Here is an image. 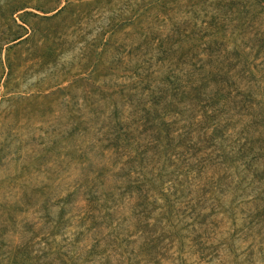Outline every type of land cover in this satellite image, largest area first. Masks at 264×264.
<instances>
[{
    "label": "rangeland",
    "instance_id": "374dc122",
    "mask_svg": "<svg viewBox=\"0 0 264 264\" xmlns=\"http://www.w3.org/2000/svg\"><path fill=\"white\" fill-rule=\"evenodd\" d=\"M263 1L0 0V264H152L155 255L145 250L134 201L117 196L114 229L103 225L88 232L82 222L90 228L101 222L98 207L86 215L83 189L67 204L61 197L84 183L87 159L99 161L89 152L94 128L81 134L78 124L103 122L100 111L116 100L128 104L124 94L112 93L123 90L130 98L125 89L137 78L125 76H133L144 59L156 60L158 41L168 47L172 34L183 53L191 52L183 64L165 62L169 68L153 81L166 74L183 83L194 72L201 77L208 68L207 49L222 72L230 61L238 66L229 76L234 85L223 86L225 95L216 105L218 130L226 126L222 138L202 152L204 161L192 157L185 167L164 168V180L174 183L168 201L159 199L164 208L152 221L164 237L156 259L158 264H264ZM238 9L245 25L236 30ZM245 9L257 13L253 20L246 22ZM143 34L155 44L143 45ZM192 51L198 58L187 57ZM101 88L104 99L95 92ZM237 92L252 102L243 106ZM184 100L190 106L183 121L188 124L195 107L191 95ZM203 125L191 122L192 146H207ZM165 181L159 184L168 192ZM62 210L65 216L55 227ZM130 233L128 246L114 247L106 239L113 234L125 240ZM95 240L100 244L90 255Z\"/></svg>",
    "mask_w": 264,
    "mask_h": 264
},
{
    "label": "trees",
    "instance_id": "16d2710c",
    "mask_svg": "<svg viewBox=\"0 0 264 264\" xmlns=\"http://www.w3.org/2000/svg\"><path fill=\"white\" fill-rule=\"evenodd\" d=\"M242 12L238 9L239 15L234 21V29L236 30L241 29L245 25ZM256 14L253 10L245 9L246 22L253 20L252 18ZM183 34H186V32H183ZM142 36L145 38L143 45H146V47L152 42L155 44L156 41H150L149 38L147 40L145 34ZM173 36L175 35L169 36L172 40H170L168 47L162 44L163 40L158 41L156 60L153 61L152 56L148 60L144 59L143 63H146V66L144 64L140 65L132 71L135 77L134 75L125 76L131 79L137 78L133 85H129L125 89L128 92L131 91L130 98L125 97L123 90L112 93L124 94V99L126 102L128 101V104L122 102L120 106L118 105V100H116L112 107L109 106L100 111L101 114L105 115L103 122L93 126L85 123V121L78 124L77 128H79L81 134L89 133V129L94 128L93 135L95 139L94 137L92 138L94 140L89 145V152L92 151L97 154L99 161L95 163V161L87 159L88 164L83 179L84 183L74 185L75 188L72 191L65 197H61L63 205L67 204L76 189H83L84 197L82 201L86 202L84 206L87 210L86 215L93 212L89 210L92 206L98 207L97 211L101 214V222H94L95 226L90 228L83 221L84 218L82 220V226L88 232L95 227H103V225L106 227L111 225L112 229H114L112 213L116 212L121 206L118 205L117 196H120L123 200L134 201V213L138 217L139 226L141 223V227H138V229L142 236L146 237L144 239L145 250L148 251V256H151V254L155 255V257L152 255L149 259L152 264H158V259H156V254H158L157 247L164 239L163 235L158 233V227H156L155 223L157 221V210L164 208L159 203V199L164 197L167 200L169 193H172L171 184L174 183L172 181L174 180L173 178L164 180V168L167 165L177 168L180 165L185 167L192 157H197L198 162L204 161L202 152L214 147V142L222 138L226 126H222L223 128L218 130L221 126L218 121L220 115L216 114V105L219 101L218 98L225 95L222 91L223 86L234 85L230 81L229 76L235 74V71L234 73H231V71L238 66L237 63L232 64V61H230L227 65L228 72H222V69L215 67V64L212 65L210 60L211 58L213 59L212 54L214 51L207 49L210 57L207 62L208 68L207 70L204 69L201 77L194 72L192 77L183 83L184 81H178L176 75L174 76L177 79L170 74H166L161 81L155 79L153 81L155 74L164 73L162 69L169 68L165 66V62H172L175 65L183 64L185 62L183 56L191 52V48H188L183 53ZM235 54L239 59V53L235 52ZM198 55V53L192 51L187 57L198 58ZM152 66H155V69ZM201 68L203 69V67ZM98 77L105 79L106 75L100 74ZM197 80H199V83H196ZM106 84L103 81V87ZM95 92L101 94V99L105 98L102 88ZM237 93L243 97V102L245 103L243 106H247L252 102L251 97L243 96L241 92ZM186 95H191V106L195 107V113L188 117L190 118L188 124L183 122L185 111L190 107L186 106L187 103L184 100ZM143 97L145 98L143 99ZM126 105H130L127 113L124 111ZM219 113L223 112L219 111ZM191 122L192 124L193 122L197 124L205 123L202 127L206 135L204 138H209L207 141L204 139L207 146H192ZM77 128L73 127L71 132L75 133L74 130H77ZM208 130H211V133ZM222 156L223 154L217 155L220 161ZM181 160L182 164L180 163ZM110 178L113 182L110 186H107ZM160 181L162 185L164 181L167 182L168 192H165L160 187ZM104 189H106L105 192ZM100 201L105 202L100 203ZM64 216L65 213L62 210L58 220L55 222V227L60 226L59 224ZM48 220L49 222L53 221L49 217ZM152 221L155 222L153 223ZM82 232L83 230L79 231V237L83 235ZM131 234L125 240H119L113 234H108L106 239L116 247L124 244V242L127 244ZM78 239L77 237V241ZM46 240L44 242L47 244L48 241ZM118 240L120 241L119 244ZM99 244L100 240H95V244H92L90 250H88L90 255L94 254ZM133 252L129 253L130 261ZM59 259L62 260L60 257ZM135 264H139V261H136Z\"/></svg>",
    "mask_w": 264,
    "mask_h": 264
}]
</instances>
